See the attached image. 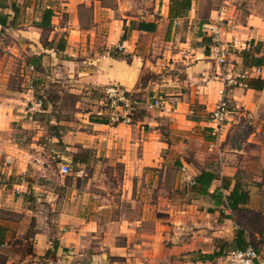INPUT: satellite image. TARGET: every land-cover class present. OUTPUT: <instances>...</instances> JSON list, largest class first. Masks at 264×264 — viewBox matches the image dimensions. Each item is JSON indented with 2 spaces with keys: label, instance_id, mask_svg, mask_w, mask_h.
I'll list each match as a JSON object with an SVG mask.
<instances>
[{
  "label": "crops",
  "instance_id": "0c3cea01",
  "mask_svg": "<svg viewBox=\"0 0 264 264\" xmlns=\"http://www.w3.org/2000/svg\"><path fill=\"white\" fill-rule=\"evenodd\" d=\"M254 57L264 64V0H0V264H226L248 217L264 223V65ZM11 59L29 75L19 90ZM54 64L87 89L133 93L140 115L126 125L89 114L84 129L51 136L61 145L37 146L50 157L39 163L18 145L35 140L20 123L33 110L47 117L48 105L34 106L44 80L34 75ZM238 76L241 86L228 85ZM224 86L228 114L215 135ZM156 96L170 110L148 109ZM100 157L120 170L116 201L109 193L91 208L95 196L85 205L73 188L65 198L60 166L92 168ZM244 235L264 255V232Z\"/></svg>",
  "mask_w": 264,
  "mask_h": 264
},
{
  "label": "rangeland",
  "instance_id": "374dc122",
  "mask_svg": "<svg viewBox=\"0 0 264 264\" xmlns=\"http://www.w3.org/2000/svg\"><path fill=\"white\" fill-rule=\"evenodd\" d=\"M62 67L65 68V64H54V68L49 70L48 74L42 73L40 75H34L35 79L41 77L44 79L43 84L37 86V94L35 95V99L33 98L34 106L38 107L37 102L40 101V99L45 100L46 105H48V114H45L47 117L44 118V114L33 110L31 118L28 119L26 117L22 120V123H20V127L24 125L26 127L20 130L23 129L22 131H25V133H31V136H33L35 140L25 135L26 137H23L18 145L30 152L32 155L31 159H37L39 163L50 161V157L47 152L42 153L41 150H38L37 146H42V148L47 150V147L61 145L60 140L57 144L54 139L51 140V136L56 134L57 136H61L68 132L84 129L86 125L84 123L86 120L85 117L89 114L96 117H109L110 110L104 100L103 91L87 89L86 85L81 83L76 75L70 77V74L68 76V74L62 70ZM8 69L14 71V75H10L9 83L12 84L13 88H18L19 90L23 80H28V73L22 72L20 64L12 59L8 62ZM158 97L161 96H156V98ZM139 112L140 111L136 110L133 119H135L137 115H140ZM55 118L63 120L62 123L59 124L60 126L55 125ZM65 163L69 166L68 174L61 175L57 171V177L54 175V178H57L58 181L60 180V182L63 183L64 194L62 195L68 194L65 198L70 197L72 194L71 188H73L76 191V195H79L77 191L82 192L80 194V201L84 202L85 205H89L88 193L95 196L97 200L93 201L90 205L91 208H94L98 204H106L104 202V197L109 193L113 195V199L116 201L118 192L115 182L120 176L118 167L112 170L110 166L106 164L105 159L101 157L95 158V161H92V168L83 169L76 164ZM111 180L115 182L113 183ZM71 203L72 202H69V204ZM125 206L127 210H129L132 204L127 202L126 205L125 203L122 205L123 208ZM115 211L116 210L112 208L107 214L103 213L98 215L101 220L104 219L102 215H106L105 217L107 219H113L116 215Z\"/></svg>",
  "mask_w": 264,
  "mask_h": 264
},
{
  "label": "built area",
  "instance_id": "2783aa9c",
  "mask_svg": "<svg viewBox=\"0 0 264 264\" xmlns=\"http://www.w3.org/2000/svg\"><path fill=\"white\" fill-rule=\"evenodd\" d=\"M217 24L209 26L208 29L214 34L213 40L215 42L214 50L216 52L217 64L221 67L226 62V56L224 50L220 49L217 40ZM242 76H238L237 79H230L228 85L241 86ZM104 100L108 106L109 119L112 123H123L126 125H131L133 122V115L137 109L139 99L135 97L133 93L128 92L126 89L117 86L109 85L103 90ZM37 105L40 106L41 102L38 101ZM148 109H158V110H170L166 108V102L161 97L150 98L145 104ZM228 114V105L226 102V89L225 86L220 91L219 101L211 113L210 122L213 124L212 131L215 135L219 134L220 128L223 126L226 116ZM60 172L62 174H68L69 166H60ZM226 264H264V255L259 253L254 247L248 245L243 250H231L224 257Z\"/></svg>",
  "mask_w": 264,
  "mask_h": 264
},
{
  "label": "trees",
  "instance_id": "16d2710c",
  "mask_svg": "<svg viewBox=\"0 0 264 264\" xmlns=\"http://www.w3.org/2000/svg\"><path fill=\"white\" fill-rule=\"evenodd\" d=\"M46 14V13H45ZM251 59V66L254 67H259V66H263V62H262V58H258V57H254V58H250ZM37 82H39V80L36 79ZM35 95L37 94V89L35 88L34 90ZM41 107L46 105V101L45 100H41ZM136 112V111H135ZM134 112V113H135ZM97 122L99 123H105L108 120L105 117H99V119H96ZM212 180V177L208 174H201V176L197 179V182H199L202 187L204 188V190L208 187L209 182ZM236 194V193H235ZM235 196L234 195V191L231 194V197ZM241 199L239 201L245 202L246 201V193L243 192L241 193ZM238 200V199H237ZM244 228L247 230H254V231H258L260 234H262L264 232V223L262 222V220L259 218V216L256 215H252L249 216L247 219L246 224L244 225ZM244 228L240 229L239 231H237L236 235H235V239H234V248L227 250L222 256L225 257L226 254L231 251V250H243L244 248H246L248 245H250L245 238L244 235ZM256 249V248H255ZM257 250V249H256ZM213 256H217L220 257L221 256V251H218L217 253H214ZM211 256H209L208 258H210ZM207 258V257H206Z\"/></svg>",
  "mask_w": 264,
  "mask_h": 264
}]
</instances>
